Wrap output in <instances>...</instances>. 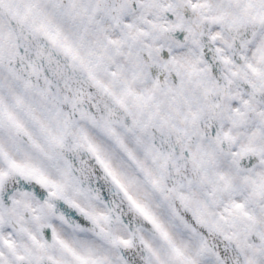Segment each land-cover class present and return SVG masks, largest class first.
I'll return each instance as SVG.
<instances>
[{"label":"snow or ice","instance_id":"1","mask_svg":"<svg viewBox=\"0 0 264 264\" xmlns=\"http://www.w3.org/2000/svg\"><path fill=\"white\" fill-rule=\"evenodd\" d=\"M0 264H264V0H0Z\"/></svg>","mask_w":264,"mask_h":264}]
</instances>
